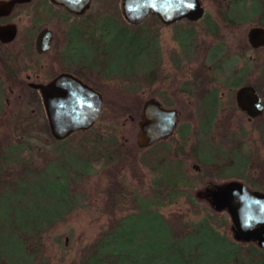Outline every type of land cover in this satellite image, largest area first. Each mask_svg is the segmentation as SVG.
<instances>
[{
	"label": "flooded vegetation",
	"instance_id": "flooded-vegetation-1",
	"mask_svg": "<svg viewBox=\"0 0 264 264\" xmlns=\"http://www.w3.org/2000/svg\"><path fill=\"white\" fill-rule=\"evenodd\" d=\"M12 1L0 0V144L3 147L0 154L2 162L11 165L8 171H4L12 172L15 178L7 183L13 184L14 181L17 186V181L23 175V166L19 161L23 145L16 143L18 140L14 138L22 140L29 132L17 137L16 128L19 124L23 126V121V128L34 125L35 121L32 119L34 111L30 110V116L23 119L18 109L13 107L17 98H20L18 92L26 89L36 93L39 98L37 89L31 88V85H45L57 75L66 73L99 94L95 84L107 77H117L118 74L114 75L110 70L106 73L100 63L108 55L107 50H103L100 45L105 44L104 40L112 35L116 15L108 16L101 23L96 22L98 20L83 22L86 20L81 18L90 10L93 0L89 1V7L82 15L68 13L63 6L49 0ZM198 1L202 13L196 21L180 18L163 24L157 16L148 13L142 22L136 24L151 27L146 34L144 50L143 72L147 96L143 102L154 101L159 109L172 112L165 113L163 117L164 123L172 117V127L168 134L142 148L144 165L150 174L148 168L151 169L156 160L162 159L159 169L163 173H174L176 186L182 188L184 181L190 180V185L185 186L189 197L186 195L184 199L192 206L205 204L213 214L223 213L228 219L225 212L217 213L211 207L209 192L216 186L225 185L229 181L238 182L247 192L264 193V70L261 68L260 57L255 60L246 56L244 45H239L241 51L235 52V57L243 58L246 65L248 61H257L259 68L253 69V74L252 71L249 74L247 68L240 71L230 69L222 57L226 45L221 42L208 45L206 42L211 34L209 29L219 26V22L229 29L245 21L240 11V3L243 1L208 0L210 5L207 6L213 9L218 23L207 15L203 1ZM118 11L120 13L119 5ZM120 17L123 21L121 14ZM147 17L150 22L145 23ZM181 22L190 25L187 30L182 28ZM92 23L93 27L86 30V25ZM96 24L105 31L93 33ZM123 24L130 25L127 21H123ZM197 27L202 31L199 37L194 32ZM122 30H119L121 36L126 37L127 31ZM42 31L48 33V47L39 50L41 46L37 44V39ZM190 40L196 43H190ZM262 47L249 46V49L259 50ZM253 77L256 79L251 80ZM246 85L254 89L261 100L262 111L255 117H249L245 111L238 109L234 98L236 91ZM13 99L15 103L11 102ZM39 100L45 129L49 133ZM130 120L133 118L130 117ZM3 182L0 180V186ZM21 231L24 232L20 238L30 240V248L25 245V251H13V258L6 255V250L0 245V264H49L48 256L42 257L44 250L34 243L35 236H42L43 228ZM251 243L256 249L262 250L254 241L245 244Z\"/></svg>",
	"mask_w": 264,
	"mask_h": 264
},
{
	"label": "rangeland",
	"instance_id": "rangeland-1",
	"mask_svg": "<svg viewBox=\"0 0 264 264\" xmlns=\"http://www.w3.org/2000/svg\"><path fill=\"white\" fill-rule=\"evenodd\" d=\"M202 1L207 15L209 14L212 19L214 18L215 23H218L214 11L212 12L213 9L211 6H207L209 4L208 0ZM118 5L119 0H93L90 10L86 11L81 19L85 18L86 21L83 22L98 20L96 22L101 23V21L104 22L105 19H108V16L113 17L116 15L112 35L104 40L105 44L100 45L108 53L106 60L100 63L106 73L107 70H110L114 75H118L117 77L101 79L99 84H95L102 96L100 115H104L103 117H106V120L98 118L94 122V126L100 127V130L104 132L112 133L119 143V150L125 156L127 162L117 161L109 168H102L98 171L96 169L92 170L86 176L81 175V177L70 180L68 189L63 187L55 189L52 184L49 185L53 173L62 175V178L59 179L61 182H63L64 174L66 178H70L71 168L73 167L70 155L64 150H62V155L60 152L55 153L53 139L50 138L51 136L45 129L46 125L44 118H42L38 95L26 89L18 92L20 98H17V103L13 107H16L15 110L18 109V113L21 114L23 119L30 116V110L34 111V118L32 119H35V121L32 126L29 122L30 126L28 125V128H23L25 121L22 122L23 126L19 124L16 128L15 135L17 133V137L20 134L23 136L26 132H29L28 136H30L29 138H27L28 136L23 137L22 140L14 138L18 140L16 143L23 145V148L20 149L21 157L19 161H21L20 164L25 163L23 167V173L25 174L19 178L14 190L11 189L12 187H8L6 189L8 191L0 194V225H2L0 245L6 250V255H10V257L14 258L15 250L23 252L25 251L24 246L30 245V240H27L26 237L20 238V235H23L24 232L21 230L29 229L28 231H31L33 228L38 230L39 227L44 226L42 236H35L34 243L44 250L41 253L42 257L48 256L49 264H71L80 261L84 251L87 250V245H92L94 240L98 238L99 233L104 232L105 228H108V225L115 221L114 218L129 215L131 223L137 224L135 217L137 216L138 203L147 199L149 185L158 174L163 173L161 170L152 173L147 167L150 171L149 174L145 165L143 167L138 165L137 158L140 152L137 145H135V137L138 133L136 123L139 114L137 113L136 120L132 117V114L136 113L135 109H139L140 113L141 102L145 101L147 96L146 78L145 72H143L145 69L144 50L147 42L146 34L151 27L145 24L136 27L124 25L118 11ZM248 8L249 4H241L240 11L245 16V21H241L238 27L226 29L219 22V26H214L216 29L214 27L209 29L208 32L211 34L206 38V42L208 45H216L220 42L224 46L226 45L223 46L225 50L222 57L226 59L229 65L227 67L237 69V71L247 68L248 73L250 74V71H252L251 74H253L255 72L253 69L259 68L257 61H248L246 65L243 58L235 57V54L241 51L239 45H244L246 56L253 57L255 60L260 57L261 68L262 71L264 70L263 50L250 51L244 35L251 26H259L257 24L261 17L252 14ZM146 22H150L149 17L146 18ZM92 25L94 23L90 26L86 25V30L93 27ZM181 25L184 30H187L190 26L185 22H181ZM94 29L96 30L93 32L95 34L103 33L104 30L100 29L97 24ZM121 29H124L123 32L127 31L126 37L121 36L119 31ZM194 32L199 37L202 31L197 27ZM190 43L195 44L196 41L190 40ZM254 79L256 78H251V80ZM16 94H14V97ZM124 96L127 100L124 99ZM11 102L15 103V100L13 99ZM127 107L132 109V114H125L124 109H127ZM130 117L133 120H130ZM68 143L69 146L73 145L71 141ZM56 147H59V145ZM2 148L0 144L1 151ZM8 166L11 165L2 162L0 154V172L6 169L8 171L10 168ZM12 179H15L12 172L0 173V180L2 181L7 182ZM63 185L65 186L64 182ZM186 185H190L189 179L184 181L183 189L186 188ZM66 190H68L70 196L75 195L78 198V204L69 212L70 200H68ZM123 197L127 198L124 205L121 204ZM159 211L164 217L181 213V215H184L185 220H191L194 223L205 216L216 215L205 204L199 203L192 206L182 196H179L176 202L165 205ZM54 218L57 220H53ZM112 219L113 222H111ZM176 251H179L183 256L193 253L196 257L198 254L197 249L193 246L184 249L178 247ZM164 252L165 250H160L162 255H164ZM189 255L187 264H195L196 260L194 262V258ZM243 257L247 258L246 255Z\"/></svg>",
	"mask_w": 264,
	"mask_h": 264
},
{
	"label": "trees",
	"instance_id": "trees-1",
	"mask_svg": "<svg viewBox=\"0 0 264 264\" xmlns=\"http://www.w3.org/2000/svg\"><path fill=\"white\" fill-rule=\"evenodd\" d=\"M242 1L241 4H249L248 10L252 14L261 16L257 25L264 26V0ZM262 50L264 52V46ZM124 99L127 100L125 96ZM135 110L136 113L133 115L131 108L124 109L125 114H132L136 120L139 109ZM100 114L101 111L98 118L102 120L104 115ZM94 125H90L86 131L78 130L71 133L65 140H53L55 153L60 152L62 155V150L67 151L73 167L70 178H66L64 174L65 186L59 180L62 175L55 173L49 180V185L52 184L55 189L61 187L68 189L70 180L73 178L81 177V175L86 176L95 169L98 171L102 168H109L117 161H126L125 156L119 150V143L112 133L104 132L100 130V127ZM69 141L73 145L69 146ZM58 145L59 147H56ZM138 151L140 154H138L137 162L139 166L143 167L145 164L143 149H138ZM162 161V159L156 160L151 169L149 168L152 173L159 172L161 166L159 164ZM22 164L24 167L25 163L22 162ZM175 182L174 173L167 171L158 174L149 185L147 199L138 203L137 216L135 217L137 224L131 223L129 215L121 218L116 217L115 221L112 219L111 222H114L110 223L104 232L99 233L94 243L87 245V250L84 251L80 261L71 264H187L189 254L183 256L176 250L178 247L184 249L188 246H193L198 251L196 257L193 253L189 255L194 258V262L196 260L195 264H264L263 249H256L252 243H235L231 239L229 221L223 213L205 216L195 223L185 220L181 213L162 216L159 211L161 208L169 203H174L179 196L186 197L188 193L187 187L180 188L175 185ZM12 183L6 182L4 185L2 183L0 194L8 191L6 190L8 187H12L11 189L14 190L15 182L12 181ZM67 191L66 194L70 200L69 212L78 204V198L75 195L70 196ZM43 227H39L38 230ZM1 228L2 225H0ZM160 250H165L164 255L160 253ZM244 255L247 258H244Z\"/></svg>",
	"mask_w": 264,
	"mask_h": 264
},
{
	"label": "water",
	"instance_id": "water-1",
	"mask_svg": "<svg viewBox=\"0 0 264 264\" xmlns=\"http://www.w3.org/2000/svg\"><path fill=\"white\" fill-rule=\"evenodd\" d=\"M20 2V0H13ZM12 1V2H13ZM63 6L68 13L82 15L90 0H49ZM198 0H120L119 10L123 21L136 26L148 13L157 16L163 24L177 19L196 21L202 13ZM42 31L37 44L43 50L48 47V33ZM250 47L264 46V28L251 26L247 32ZM43 39L45 41H43ZM37 45V46H38ZM37 89L47 121V129L54 141L65 140L71 133L88 130L94 124L101 110V96L88 86L82 85L71 75H57L45 85L34 84ZM238 109L249 117L261 113L262 104L258 94L251 87L243 86L236 91ZM165 112L154 101L143 102L137 124L135 140L138 149H142L154 140L168 134L172 127V117L164 123ZM163 121V122H162ZM210 193L211 207L215 212H225L229 219V234L236 243L254 241L258 248L264 249V193L246 191L240 183L227 182L216 186ZM127 198L121 199L126 204Z\"/></svg>",
	"mask_w": 264,
	"mask_h": 264
}]
</instances>
